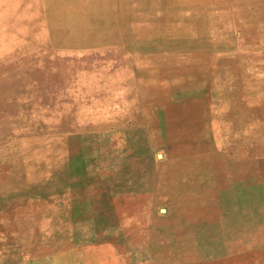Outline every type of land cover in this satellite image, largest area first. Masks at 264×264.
I'll return each instance as SVG.
<instances>
[{
	"label": "rangeland",
	"instance_id": "rangeland-1",
	"mask_svg": "<svg viewBox=\"0 0 264 264\" xmlns=\"http://www.w3.org/2000/svg\"><path fill=\"white\" fill-rule=\"evenodd\" d=\"M0 264H264V0H0Z\"/></svg>",
	"mask_w": 264,
	"mask_h": 264
},
{
	"label": "bare ground",
	"instance_id": "bare-ground-1",
	"mask_svg": "<svg viewBox=\"0 0 264 264\" xmlns=\"http://www.w3.org/2000/svg\"><path fill=\"white\" fill-rule=\"evenodd\" d=\"M224 7V6H223ZM160 21V20H159ZM217 31V30H216ZM135 35V34H134ZM235 52V51H234ZM211 62V61H210ZM136 77V76H135ZM226 84V83H225ZM229 126V125H228ZM201 133V132H200ZM257 141V140H256ZM252 144V143H251ZM222 147V146H221ZM225 149V148H224ZM226 150V149H225ZM246 150V149H245ZM202 152V151H201ZM216 210V209H215ZM217 215V214H216ZM132 225V224H131ZM131 231V230H130ZM230 258V257H229ZM224 259V258H223Z\"/></svg>",
	"mask_w": 264,
	"mask_h": 264
}]
</instances>
